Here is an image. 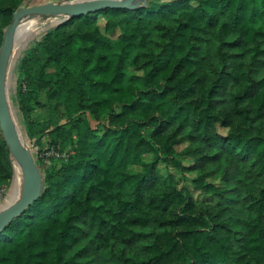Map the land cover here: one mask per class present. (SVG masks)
I'll return each mask as SVG.
<instances>
[{
    "label": "trees",
    "instance_id": "1",
    "mask_svg": "<svg viewBox=\"0 0 264 264\" xmlns=\"http://www.w3.org/2000/svg\"><path fill=\"white\" fill-rule=\"evenodd\" d=\"M23 2L0 0V45ZM16 70L42 188L0 232V264H264V0L70 17ZM9 157L0 132V186Z\"/></svg>",
    "mask_w": 264,
    "mask_h": 264
},
{
    "label": "water",
    "instance_id": "2",
    "mask_svg": "<svg viewBox=\"0 0 264 264\" xmlns=\"http://www.w3.org/2000/svg\"><path fill=\"white\" fill-rule=\"evenodd\" d=\"M141 1L142 6L145 5L146 0H66L19 7L14 11L11 22L5 28L0 45V132L8 147L10 157L25 171L26 187L18 198L0 208V232L38 199L42 188V175L39 168L30 152L26 153L23 150L17 126L10 117L5 90L12 39L21 19L24 16H64L56 23L59 24L67 18L94 13L106 8L135 9Z\"/></svg>",
    "mask_w": 264,
    "mask_h": 264
},
{
    "label": "rangeland",
    "instance_id": "3",
    "mask_svg": "<svg viewBox=\"0 0 264 264\" xmlns=\"http://www.w3.org/2000/svg\"><path fill=\"white\" fill-rule=\"evenodd\" d=\"M61 1H66V0H31V5H36V4H44V3H47V2H61ZM67 1H70V0H67ZM157 2H161V1H165V0H156ZM24 4L21 3L20 4V7H22ZM28 16H24L23 18H26ZM34 17H38L40 19V25H39V30L34 33L29 39H27L23 44H21L20 46V49L17 53V56H16V59L15 61L13 62V65H12V68L11 70L9 71L8 75L10 76V83L8 85V88H10L8 90L9 92V98H10V101H11V106H12V112L14 114V117H15V121H16V126L19 128V131H20V134L23 138V141L24 143L26 144V141L24 140V132L22 130V119L20 117V113H19V109H18V106H17V103L16 101L14 100V91H15V83H16V78H17V66H18V63L23 55V53L33 44V42L43 33L45 32L47 29L57 25L56 23L60 20H62L64 18V16H48V17H43V16H34ZM22 18V19H23ZM98 23H99V26L102 28L103 26V20L101 18L98 19ZM257 24H261V22H257ZM131 72H134L136 74H141L140 71H135L133 70V68H129V73ZM44 101V97L41 96L39 99H38V102L37 103H32L34 104V108L31 112V115H30V118L34 121H40V120H43L46 118V115H47V111L44 109V107L42 106V102ZM87 118L89 119L90 123L92 125H97V124H101L102 122V116H95V115H92V114H89L87 113ZM221 132H225V130H220ZM47 138L43 137L42 139V142H43V146L47 145ZM187 145V141L186 140H182L179 144H177L175 146L176 150H181L183 147H185ZM26 151L27 152H30V154L32 155V157L34 158V160L36 159V156H37V148H34V147H30L26 144ZM49 153H53L52 151L51 152H48ZM9 155H10V152H9ZM148 158V156H147ZM9 160H10V164H11V169H12V174H11V179L9 181V184L8 186L6 187V192H8L7 196H6V200L4 201V203H2V207H4V205L8 204L10 201L14 200L13 198L10 199L9 197V193H10V188H11V184H12V181H13V177L15 178V169H14V161L12 160L11 157H9ZM184 161H188V160H184ZM161 169V167H160ZM13 171H14V175H13ZM191 175H194V173H191ZM21 177H22V181H24L25 183V176L23 174V172L21 171ZM213 181L215 182H218V176H214L212 178Z\"/></svg>",
    "mask_w": 264,
    "mask_h": 264
},
{
    "label": "bare ground",
    "instance_id": "4",
    "mask_svg": "<svg viewBox=\"0 0 264 264\" xmlns=\"http://www.w3.org/2000/svg\"><path fill=\"white\" fill-rule=\"evenodd\" d=\"M39 25H40V19L38 17L29 16V17L21 19L18 27L16 28L13 39H12V47H11V52H10V56L8 59L7 72H6L5 90H6V98H7V106H8L9 114L15 125H16V121H15L16 116L14 117V114L12 112V106H11V101H10L9 92H8V90L10 89L8 88V85L10 83V76L8 75V73L12 68L13 62L16 59V56L20 49L21 44H23L27 39H29L34 33H36L40 29ZM17 130L20 135L21 146L23 150L27 153L26 144L23 141V138L20 134L18 127H17ZM14 169H15V178L13 177L11 188L9 190L10 191L9 197L10 199L13 198L15 200L24 192V189L26 187V174H25V171L17 163H14ZM21 171L23 172L25 176V183L24 181H22ZM6 196L4 200L0 203V205L4 203V201L6 200ZM0 208H2V206H0Z\"/></svg>",
    "mask_w": 264,
    "mask_h": 264
},
{
    "label": "built area",
    "instance_id": "5",
    "mask_svg": "<svg viewBox=\"0 0 264 264\" xmlns=\"http://www.w3.org/2000/svg\"><path fill=\"white\" fill-rule=\"evenodd\" d=\"M6 186L5 185H1L0 186V203L4 200L7 192H6Z\"/></svg>",
    "mask_w": 264,
    "mask_h": 264
}]
</instances>
